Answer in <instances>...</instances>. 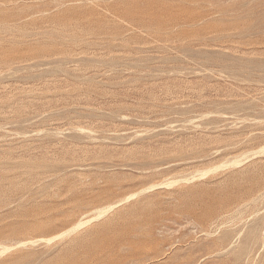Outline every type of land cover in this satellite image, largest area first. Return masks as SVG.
Here are the masks:
<instances>
[{
  "label": "rangeland",
  "instance_id": "rangeland-1",
  "mask_svg": "<svg viewBox=\"0 0 264 264\" xmlns=\"http://www.w3.org/2000/svg\"><path fill=\"white\" fill-rule=\"evenodd\" d=\"M0 264H264V0H0Z\"/></svg>",
  "mask_w": 264,
  "mask_h": 264
},
{
  "label": "bare ground",
  "instance_id": "bare-ground-1",
  "mask_svg": "<svg viewBox=\"0 0 264 264\" xmlns=\"http://www.w3.org/2000/svg\"><path fill=\"white\" fill-rule=\"evenodd\" d=\"M189 181V180H188ZM133 198V197H132ZM129 199V198H128ZM120 204V203H119ZM110 208V207H109ZM101 210V209H100ZM106 211V210H105ZM100 214H102L103 212L101 211V212H99ZM97 214V213H96ZM104 215V214H103ZM79 224H81V223H79ZM86 225V224H85ZM78 228V227H77ZM68 231V230H67ZM67 231H65V233H67ZM65 233H63V235L65 234ZM65 236V235H64ZM57 237V236H56ZM61 237H63V236H61ZM5 251H8L9 249H4Z\"/></svg>",
  "mask_w": 264,
  "mask_h": 264
}]
</instances>
